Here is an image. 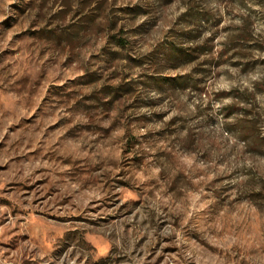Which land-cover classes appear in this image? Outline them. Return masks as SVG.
I'll return each mask as SVG.
<instances>
[{"label":"rangeland","instance_id":"1","mask_svg":"<svg viewBox=\"0 0 264 264\" xmlns=\"http://www.w3.org/2000/svg\"><path fill=\"white\" fill-rule=\"evenodd\" d=\"M264 0H0V264H264Z\"/></svg>","mask_w":264,"mask_h":264},{"label":"trees","instance_id":"2","mask_svg":"<svg viewBox=\"0 0 264 264\" xmlns=\"http://www.w3.org/2000/svg\"><path fill=\"white\" fill-rule=\"evenodd\" d=\"M253 141L255 143H257L258 145H260V146H263L264 145V139H253Z\"/></svg>","mask_w":264,"mask_h":264}]
</instances>
